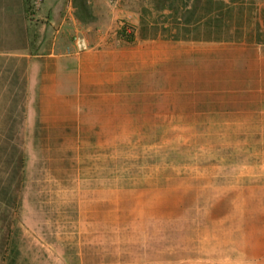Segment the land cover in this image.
<instances>
[{
	"label": "rangeland",
	"instance_id": "rangeland-1",
	"mask_svg": "<svg viewBox=\"0 0 264 264\" xmlns=\"http://www.w3.org/2000/svg\"><path fill=\"white\" fill-rule=\"evenodd\" d=\"M103 2L79 15L112 19L104 66L77 108L43 109V264H113L104 244L122 253L115 235L132 230L108 224L122 202L173 215L175 225L156 230V220L169 223L153 218L127 241L157 251L182 247L208 201L228 214L238 207L243 229L247 200L264 205V171L247 170L264 165V0H234L217 20L206 0H93ZM34 111L35 129L26 116L18 124L25 133L0 123V264H41Z\"/></svg>",
	"mask_w": 264,
	"mask_h": 264
},
{
	"label": "crops",
	"instance_id": "crops-1",
	"mask_svg": "<svg viewBox=\"0 0 264 264\" xmlns=\"http://www.w3.org/2000/svg\"><path fill=\"white\" fill-rule=\"evenodd\" d=\"M85 8L95 13L104 8V2L43 0V109H55V116L58 109H64L65 114L66 109L79 106V93L90 90L87 79L98 74L93 70L104 66L103 58L110 52L112 19L106 16L105 20L97 17L98 23L82 22L79 13ZM259 9L264 11V4ZM71 81H75V89L69 91ZM35 108L40 109L37 122L41 124V3L32 8L30 0H0V123L8 124L6 132L10 134L25 133L26 127L19 129L18 124L25 123L26 116L35 129ZM247 170L264 171V165ZM132 205L122 202L117 205L122 216L109 215L107 219L110 226L132 228L115 235L124 246L122 253L116 251L118 246L104 244L112 250L113 264H264V205L259 201L247 200L245 229L207 234L204 218L194 234L181 236L178 245L182 247L162 251L150 244L128 245L127 241L143 237L140 232L150 219L169 223L156 220L152 224L156 230L175 225L168 220L173 215L160 218L144 212L143 206L138 210ZM165 243L163 239L162 246Z\"/></svg>",
	"mask_w": 264,
	"mask_h": 264
},
{
	"label": "bare ground",
	"instance_id": "bare-ground-1",
	"mask_svg": "<svg viewBox=\"0 0 264 264\" xmlns=\"http://www.w3.org/2000/svg\"><path fill=\"white\" fill-rule=\"evenodd\" d=\"M217 192L218 191L215 189L214 193H217ZM237 197H238V195H235L233 198L231 197V201H232V199L235 200ZM134 200H135V203H133L134 205H132V206H134L135 208H137L139 210L143 206L142 201L140 199H137V200L134 199ZM215 201L216 200L208 201L206 203V205H207L206 211H205V219H206V229L205 230H206V233L212 234V232H214V234L216 235V234L226 233L228 231H231L232 228L240 229L242 227V221L240 218V209L237 207V209H236L237 211H236L235 210L236 207H233L235 212L232 214H228L225 209L223 210V212H221V209L215 205L214 207H212V208H214V210H213L211 208V206L214 203H216ZM217 202H220V200ZM250 263H252V262H250Z\"/></svg>",
	"mask_w": 264,
	"mask_h": 264
},
{
	"label": "trees",
	"instance_id": "trees-1",
	"mask_svg": "<svg viewBox=\"0 0 264 264\" xmlns=\"http://www.w3.org/2000/svg\"><path fill=\"white\" fill-rule=\"evenodd\" d=\"M208 2H214L216 4V7L219 9L218 11H213V9L211 10L212 12L208 15V18H212V19H219L222 15V13L224 12V10L229 11L230 9L228 8L229 5L231 3L234 2V0H206ZM237 1V0H236ZM167 36V35H165ZM172 38H176L179 35L178 34H173V35H169ZM10 243V241H9ZM13 257H11L12 259Z\"/></svg>",
	"mask_w": 264,
	"mask_h": 264
},
{
	"label": "built area",
	"instance_id": "built-area-1",
	"mask_svg": "<svg viewBox=\"0 0 264 264\" xmlns=\"http://www.w3.org/2000/svg\"><path fill=\"white\" fill-rule=\"evenodd\" d=\"M30 3L32 8H37L40 5L41 0H30Z\"/></svg>",
	"mask_w": 264,
	"mask_h": 264
}]
</instances>
